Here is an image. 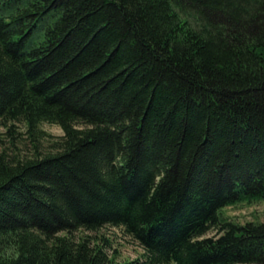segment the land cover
<instances>
[{
  "label": "trees",
  "instance_id": "trees-1",
  "mask_svg": "<svg viewBox=\"0 0 264 264\" xmlns=\"http://www.w3.org/2000/svg\"><path fill=\"white\" fill-rule=\"evenodd\" d=\"M8 123L64 135L0 153V264H264V0H0Z\"/></svg>",
  "mask_w": 264,
  "mask_h": 264
},
{
  "label": "rangeland",
  "instance_id": "rangeland-1",
  "mask_svg": "<svg viewBox=\"0 0 264 264\" xmlns=\"http://www.w3.org/2000/svg\"><path fill=\"white\" fill-rule=\"evenodd\" d=\"M12 123L0 124V153L7 149L11 154L29 157L32 155L34 144H37L40 152L52 151V144L58 142L64 135L62 128L55 124L42 123L39 133L29 137L27 129L22 123H15L17 133H9ZM36 139V142H34ZM224 216L230 221L244 224L247 222H264V202L253 205H236L226 207L223 210ZM92 236L100 238L106 245V251L110 257H115L118 263L133 262L143 258L144 249L132 236L128 235L123 228L107 226L98 232H87ZM218 232L215 229L208 231L204 238L216 237Z\"/></svg>",
  "mask_w": 264,
  "mask_h": 264
}]
</instances>
